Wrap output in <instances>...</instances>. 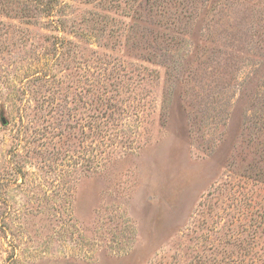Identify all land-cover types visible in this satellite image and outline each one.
I'll return each mask as SVG.
<instances>
[{
  "label": "rangeland",
  "instance_id": "1",
  "mask_svg": "<svg viewBox=\"0 0 264 264\" xmlns=\"http://www.w3.org/2000/svg\"><path fill=\"white\" fill-rule=\"evenodd\" d=\"M0 264H264V0H0Z\"/></svg>",
  "mask_w": 264,
  "mask_h": 264
}]
</instances>
